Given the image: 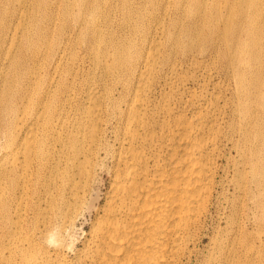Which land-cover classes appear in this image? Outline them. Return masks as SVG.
I'll use <instances>...</instances> for the list:
<instances>
[{"label":"rangeland","instance_id":"1","mask_svg":"<svg viewBox=\"0 0 264 264\" xmlns=\"http://www.w3.org/2000/svg\"><path fill=\"white\" fill-rule=\"evenodd\" d=\"M79 1L0 0V44L5 40L6 50L11 42L65 40L75 25L71 19L79 13ZM180 1L172 0L169 8L167 0H122L120 4L119 0H103L114 9L100 18L101 40L81 50L79 55L86 56L81 66L67 61L76 77L63 103L62 122L56 120L53 130H43L49 133L46 163L35 156L25 160L23 152L30 144L26 129L32 126L39 133L43 121L37 123L30 111L15 112L7 146H1L0 139V264H33L37 260L43 264H84L97 216L92 212L93 204L97 198L99 207L104 204L114 164L108 160L96 168L80 200L73 205L71 199L70 205L61 206V214H54L55 207L61 205V185L73 169L65 165L66 154L55 155L81 143L77 136L88 134L80 129L87 123L86 116L115 118L106 95V86L114 76L102 68L99 77L100 69L92 62L95 49L111 55L120 47L134 51L135 60L143 48L149 53L140 71L135 72V80L146 90L145 110L155 112L156 118L171 119L167 112L189 116L204 108L203 116L216 127L215 145L220 153L215 164L216 188L183 264H264V0L245 7L244 13L233 11L227 22L228 33L237 44L246 42L251 50L246 61L233 51L213 54L207 50L209 42L221 43L222 24L209 21L215 13L218 16V9H213L217 0H204V21L186 15L198 10L196 0ZM23 2L28 7L27 25L24 30H15ZM175 3L180 5L179 11ZM218 6L226 19L228 12L222 4ZM133 11L147 15L144 20L131 17ZM153 16L161 22L157 31L163 30V34L150 36L149 41H157L159 51L149 42L145 44L153 25L146 27ZM91 36L89 33L88 40ZM78 37L83 40L86 35L80 33ZM260 49L262 55L256 53ZM201 50L206 53L197 54ZM226 62L233 63V71L224 67ZM56 75L52 71V76ZM72 77L73 73L67 76L68 83ZM52 88L41 87L40 94L45 97L42 92ZM88 88L101 104L99 111L88 99ZM119 89L112 96L124 100L128 89ZM128 102L119 106L125 118H133ZM27 236L33 239L31 245L23 241Z\"/></svg>","mask_w":264,"mask_h":264},{"label":"bare ground","instance_id":"2","mask_svg":"<svg viewBox=\"0 0 264 264\" xmlns=\"http://www.w3.org/2000/svg\"><path fill=\"white\" fill-rule=\"evenodd\" d=\"M260 1L217 0L228 16L226 19L222 17L218 4L213 6L219 13L211 16L209 21L216 26L219 22L222 24V38L219 45L209 42L207 50L213 54L233 51L246 61L251 50L246 42L237 44L228 33L227 22L233 11L244 13L245 7ZM121 2L119 0V4ZM169 2L172 0H167V7ZM177 2L181 4L180 0ZM196 3L198 10L187 13V17L194 21L206 20L201 12L206 8L205 1L196 0ZM79 6V13L71 19L75 25L67 31L65 40L56 43L52 40L11 42L6 50L3 47L5 40L0 44V58L4 59L0 60L1 146H7L11 137L8 129L11 119L16 118V111L21 114L30 111L37 123L43 121L39 133L32 126L25 131L30 142L23 151L25 160L35 156L46 163L49 133L43 130H53L56 120L62 122L63 103L70 96L68 88L72 87L76 77L67 61L78 63V66L85 62L86 56L79 55L81 50L101 40L100 18L114 9L106 6L103 0H80ZM21 7L24 10L19 12L15 30H24L27 25L26 2ZM179 9L180 5L175 3V10ZM146 15L140 11L131 12V17L143 20ZM157 16H153L152 23L146 27L149 29L153 25L145 44L149 42L148 45L159 51L161 45L154 39L149 41L150 36L163 34V30L157 31L162 28H158L161 22ZM125 18L128 19L127 16ZM80 33L86 35L85 39H78ZM89 33L92 40L87 38ZM38 43L47 45L39 46ZM51 45H54L53 49ZM21 49V53L17 52ZM205 53L201 50L197 54ZM256 53L262 55L263 50ZM148 54L143 48V54L135 60L134 51H126L123 47L115 49L111 55L106 52L103 55L102 49H95L92 64L100 69L99 77L102 76V68L114 76L110 86H106V95L115 109V118L86 116L87 123L80 129L88 134L77 136L81 143L55 155L63 157L66 154L65 165L70 164L73 169L61 185L64 189L59 193L61 205L55 207L54 214H61V206L65 203L70 205L71 199L73 205L80 200L89 188L88 180L96 168L104 166L108 160L114 164L104 204L99 207L98 198L93 204L92 212L97 216L91 227V245L86 246L84 264H183L188 257L189 244L213 198L217 174L215 164L220 157L215 145L216 127L203 116L204 108L193 111L189 116L167 112L166 116L171 119L156 118L155 112L144 109L146 90L143 83L135 80V72L140 71V65ZM108 58L110 62H107ZM232 64L226 62L224 67L233 71ZM52 71L57 72L55 77ZM71 73L72 81L68 83L67 76ZM45 86L53 88L43 91V97L40 88ZM118 87L119 91L128 89L124 100L112 96ZM87 95L95 111H99L101 104L93 99L94 92L90 88ZM122 101H129L128 109L133 118L123 116L119 106ZM32 240L28 236L23 238L28 245ZM49 240L53 241L51 235ZM32 263L44 262L37 260Z\"/></svg>","mask_w":264,"mask_h":264}]
</instances>
